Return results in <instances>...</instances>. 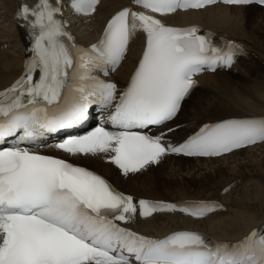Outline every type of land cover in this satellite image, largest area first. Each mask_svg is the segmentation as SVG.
<instances>
[{"label":"snow or ice","instance_id":"6c2138e0","mask_svg":"<svg viewBox=\"0 0 264 264\" xmlns=\"http://www.w3.org/2000/svg\"><path fill=\"white\" fill-rule=\"evenodd\" d=\"M100 0H72L77 14L91 15ZM223 3L264 5V0H134L102 38L80 47L52 0L22 5L31 37L23 75L0 91V264H264V232L234 244L209 243L199 233L178 231L149 238L129 227L137 215L181 212L197 219L215 212L211 202L173 204L139 200L70 158L103 154L124 176L158 165L168 155L220 158L264 143V117L205 125L180 145L144 130L176 119L195 77L230 68L235 44L217 46L196 27L168 26L161 18ZM142 34L144 51L127 87L119 90L96 73L114 70L130 42ZM111 110L91 132L47 138L84 124L92 107ZM54 147L63 156L43 154Z\"/></svg>","mask_w":264,"mask_h":264},{"label":"bare ground","instance_id":"6f19581e","mask_svg":"<svg viewBox=\"0 0 264 264\" xmlns=\"http://www.w3.org/2000/svg\"><path fill=\"white\" fill-rule=\"evenodd\" d=\"M132 1L134 0H102L94 18L77 30L80 40L85 43L96 40L105 19ZM13 3L18 7L20 1L0 0V10L5 18L4 23L0 24V34L5 43L11 45L9 49H2L0 46V87L10 83L22 70L23 38L20 28L15 27L10 20ZM253 8L260 9L255 5L249 7L215 5L201 11L178 14L171 19L178 25L201 24L214 30L219 36L243 40L248 45L250 53L254 50L261 55L264 64V9L261 8L263 12L257 15L253 14ZM139 47L140 39L137 38L131 44L126 61L115 75L120 84L125 83L131 72L138 58ZM246 67L252 69L256 64L248 63ZM262 68L264 69V66ZM263 69L256 70L260 77L257 80L240 78L224 72L205 75L202 81L203 86L207 87L208 96L203 98V103L199 102L187 109L186 114L185 111L182 113L183 117L179 121L182 126L173 136L181 140L193 132L201 124L197 125L195 120L207 123L231 117L263 114ZM246 71L247 69L244 73ZM198 93L200 91L195 92L190 98L189 104L195 100ZM79 164L98 171L123 191L137 197L175 200L204 198L208 194L214 198L221 197L227 205L226 212L201 221H193L180 215L169 218L157 215L152 220H158L151 222L150 225L148 224L150 220L136 223L138 229L149 230L151 234L164 236L186 227L206 232L213 237L232 240L244 236L253 227L264 223V144L257 148L238 151L225 158L167 157L161 165L139 178L121 177L113 166L105 164L98 156L79 158ZM229 185L231 191L220 196L221 191Z\"/></svg>","mask_w":264,"mask_h":264},{"label":"rangeland","instance_id":"374dc122","mask_svg":"<svg viewBox=\"0 0 264 264\" xmlns=\"http://www.w3.org/2000/svg\"><path fill=\"white\" fill-rule=\"evenodd\" d=\"M255 8H253L252 10H253V14H260L261 12H263L262 11V9L260 8V9H257V10H254ZM257 15H255L256 17H257ZM255 20H256V18H255ZM247 27L249 28L250 26L249 25H247ZM263 69V68H262ZM263 71H264V69H263ZM235 76V75H234ZM240 77V76H239ZM239 77H237V78H239ZM240 78H245V77H240ZM206 90V89H205ZM202 95H204V97L202 96ZM205 96H208L206 93H204V94H201V92L200 93H198L196 96H195V100L194 101H192L190 104H188V106H187V109H189L190 107H192V106H195L196 104H198L199 102H201V103H203V101H204V99L203 98H205ZM203 100V101H202ZM187 109L185 110V113L184 114H186V112H187ZM181 121V120H180ZM167 168V167H166ZM158 172H159V170H157ZM157 171H154V172H156L157 173ZM190 177H191V175H190Z\"/></svg>","mask_w":264,"mask_h":264}]
</instances>
